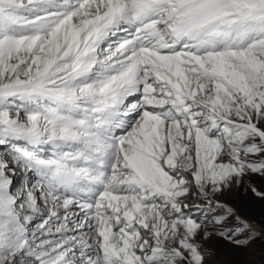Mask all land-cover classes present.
<instances>
[{
  "label": "snow or ice",
  "instance_id": "snow-or-ice-1",
  "mask_svg": "<svg viewBox=\"0 0 264 264\" xmlns=\"http://www.w3.org/2000/svg\"><path fill=\"white\" fill-rule=\"evenodd\" d=\"M257 178L264 0H0V264H264Z\"/></svg>",
  "mask_w": 264,
  "mask_h": 264
},
{
  "label": "rangeland",
  "instance_id": "rangeland-1",
  "mask_svg": "<svg viewBox=\"0 0 264 264\" xmlns=\"http://www.w3.org/2000/svg\"><path fill=\"white\" fill-rule=\"evenodd\" d=\"M21 175V173H19ZM255 183L258 187L264 185V181H261L259 178L255 180ZM233 202L241 208V211L251 218L259 219L264 216V202L255 199L249 198L248 195H244L243 199H240L239 195L233 197Z\"/></svg>",
  "mask_w": 264,
  "mask_h": 264
},
{
  "label": "bare ground",
  "instance_id": "bare-ground-1",
  "mask_svg": "<svg viewBox=\"0 0 264 264\" xmlns=\"http://www.w3.org/2000/svg\"><path fill=\"white\" fill-rule=\"evenodd\" d=\"M18 175H20L19 173H18ZM22 175V174H21ZM18 183L20 182V181H17Z\"/></svg>",
  "mask_w": 264,
  "mask_h": 264
}]
</instances>
